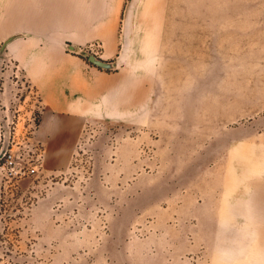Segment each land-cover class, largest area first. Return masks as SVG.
Masks as SVG:
<instances>
[{
  "label": "rangeland",
  "instance_id": "374dc122",
  "mask_svg": "<svg viewBox=\"0 0 264 264\" xmlns=\"http://www.w3.org/2000/svg\"><path fill=\"white\" fill-rule=\"evenodd\" d=\"M46 54L123 80L62 170ZM0 264H264V0H0Z\"/></svg>",
  "mask_w": 264,
  "mask_h": 264
},
{
  "label": "crops",
  "instance_id": "0c3cea01",
  "mask_svg": "<svg viewBox=\"0 0 264 264\" xmlns=\"http://www.w3.org/2000/svg\"><path fill=\"white\" fill-rule=\"evenodd\" d=\"M65 58L73 62L74 66L67 65L62 58L48 54L34 62V84L39 89L44 104L35 138L45 148L44 159L49 170H62L69 166L87 124L118 114L117 97L123 90L121 79L119 86H113L110 93L105 92L106 87L101 81L111 78L110 76L77 57L65 54ZM114 94L116 105L114 102L110 103V96ZM106 240L119 242L123 248L121 237L112 235ZM89 241H92V236Z\"/></svg>",
  "mask_w": 264,
  "mask_h": 264
},
{
  "label": "built area",
  "instance_id": "2783aa9c",
  "mask_svg": "<svg viewBox=\"0 0 264 264\" xmlns=\"http://www.w3.org/2000/svg\"><path fill=\"white\" fill-rule=\"evenodd\" d=\"M5 157V161L6 164L8 166L13 167V165L15 166L16 163L13 159V155L11 153H9L8 155H4ZM42 159V153L39 151L38 154H36L34 157H32L33 160V164L29 165L27 167H25L24 165H19V167L17 168V173H21V174H34L36 173L38 167H39V163L41 162Z\"/></svg>",
  "mask_w": 264,
  "mask_h": 264
},
{
  "label": "water",
  "instance_id": "95a60500",
  "mask_svg": "<svg viewBox=\"0 0 264 264\" xmlns=\"http://www.w3.org/2000/svg\"><path fill=\"white\" fill-rule=\"evenodd\" d=\"M89 60H90V61H93V60H94V57H90Z\"/></svg>",
  "mask_w": 264,
  "mask_h": 264
},
{
  "label": "bare ground",
  "instance_id": "6f19581e",
  "mask_svg": "<svg viewBox=\"0 0 264 264\" xmlns=\"http://www.w3.org/2000/svg\"><path fill=\"white\" fill-rule=\"evenodd\" d=\"M237 166V165H236ZM238 169V168H237ZM237 171V170H236ZM259 180V179H258ZM251 186V185H250ZM239 187V186H238Z\"/></svg>",
  "mask_w": 264,
  "mask_h": 264
}]
</instances>
